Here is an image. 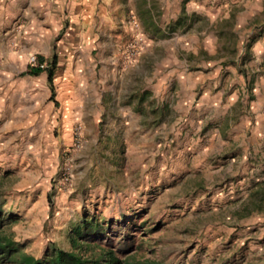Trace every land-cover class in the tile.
I'll list each match as a JSON object with an SVG mask.
<instances>
[{
    "label": "rangeland",
    "instance_id": "374dc122",
    "mask_svg": "<svg viewBox=\"0 0 264 264\" xmlns=\"http://www.w3.org/2000/svg\"><path fill=\"white\" fill-rule=\"evenodd\" d=\"M74 5L0 0V264H264V0Z\"/></svg>",
    "mask_w": 264,
    "mask_h": 264
},
{
    "label": "trees",
    "instance_id": "16d2710c",
    "mask_svg": "<svg viewBox=\"0 0 264 264\" xmlns=\"http://www.w3.org/2000/svg\"><path fill=\"white\" fill-rule=\"evenodd\" d=\"M42 60H43L42 58H39L38 62L41 63ZM41 70L42 68H40L39 66L29 65L27 69V73L31 75H37L41 72ZM52 76H53L52 72H49L47 75V83L51 89H53ZM92 226L97 227L96 230L99 229L98 225H92L88 221H85L82 223V225L76 227V229L73 230L72 243L75 244V238L80 237L82 233L92 230L93 228ZM20 263L21 264H102L100 263L99 260L86 259L82 257L80 254L75 253L73 251H65L60 249L54 251L43 260H39V259L36 260L30 256H22ZM103 264H120V261L112 252H108L107 258Z\"/></svg>",
    "mask_w": 264,
    "mask_h": 264
},
{
    "label": "crops",
    "instance_id": "0c3cea01",
    "mask_svg": "<svg viewBox=\"0 0 264 264\" xmlns=\"http://www.w3.org/2000/svg\"><path fill=\"white\" fill-rule=\"evenodd\" d=\"M98 1L99 0H73V3H76V5H74V9L76 10L75 12L80 16H83L84 14L91 15L95 12V5L98 3ZM89 38H92V35H90Z\"/></svg>",
    "mask_w": 264,
    "mask_h": 264
},
{
    "label": "built area",
    "instance_id": "2783aa9c",
    "mask_svg": "<svg viewBox=\"0 0 264 264\" xmlns=\"http://www.w3.org/2000/svg\"><path fill=\"white\" fill-rule=\"evenodd\" d=\"M132 49V48H134V45L132 44V43H130L129 45H128V49ZM135 54V52H133V55ZM28 64L30 65V66H39L40 68H43L44 67V65L42 64V63H39L38 62V59L34 56V55H31V56H29L28 57Z\"/></svg>",
    "mask_w": 264,
    "mask_h": 264
}]
</instances>
